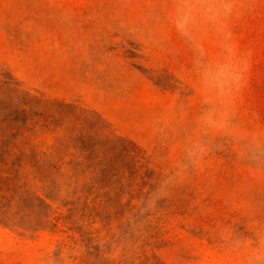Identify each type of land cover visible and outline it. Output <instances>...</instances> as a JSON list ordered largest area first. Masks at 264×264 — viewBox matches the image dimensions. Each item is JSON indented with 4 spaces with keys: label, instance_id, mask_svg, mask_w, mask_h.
Instances as JSON below:
<instances>
[{
    "label": "rangeland",
    "instance_id": "1",
    "mask_svg": "<svg viewBox=\"0 0 264 264\" xmlns=\"http://www.w3.org/2000/svg\"><path fill=\"white\" fill-rule=\"evenodd\" d=\"M0 264H264V0H0Z\"/></svg>",
    "mask_w": 264,
    "mask_h": 264
}]
</instances>
